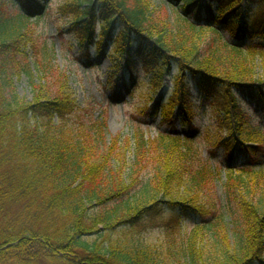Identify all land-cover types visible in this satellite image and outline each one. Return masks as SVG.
Returning a JSON list of instances; mask_svg holds the SVG:
<instances>
[{
  "label": "trees",
  "instance_id": "16d2710c",
  "mask_svg": "<svg viewBox=\"0 0 264 264\" xmlns=\"http://www.w3.org/2000/svg\"><path fill=\"white\" fill-rule=\"evenodd\" d=\"M51 1L14 0L21 13L9 15L0 0V264H264V182L257 177H263L264 140L249 144L248 134L256 130L243 105L248 99L264 113V84L251 82V67L264 63V0H169L179 14L171 40L163 38L165 31H151L144 0H71L59 7L73 21L68 33L82 46L101 50L105 44L126 57L132 81L139 65L154 95L176 69L172 97L160 105L166 131L154 150L144 140L127 143L129 166L117 162L113 145L104 142L103 125H90L92 133L85 135L72 125L79 107L68 91L54 96L47 90L34 104L14 94L13 78L20 73L37 88L20 44L30 19H41ZM155 37L157 47L149 43ZM167 46L178 56L166 57ZM35 60L46 80L48 50ZM189 83L212 104L221 102L222 146L242 163L241 174L230 167L225 184L241 227L234 220L229 226L232 205L218 209L204 197L211 172L191 136L198 128ZM176 110L184 137L173 121ZM117 163L131 182L140 172L143 178L127 185L114 171ZM246 176L259 181L250 185ZM162 198L199 223L181 238L171 232L159 242L147 238L144 227L161 216ZM117 229L122 233L113 239Z\"/></svg>",
  "mask_w": 264,
  "mask_h": 264
},
{
  "label": "rangeland",
  "instance_id": "374dc122",
  "mask_svg": "<svg viewBox=\"0 0 264 264\" xmlns=\"http://www.w3.org/2000/svg\"><path fill=\"white\" fill-rule=\"evenodd\" d=\"M1 1H3L5 11L9 15L11 13H21L18 7L13 5L14 0ZM67 1L71 0H52L41 19H30L31 27L27 30V37L22 40L20 48L21 52L32 63L34 83L37 88L32 83H29L27 74L20 73L13 78L14 94L21 102L34 104L37 97L43 96L47 90H50L49 92L54 94V96H56L55 93L58 89L63 92L64 90L68 91L79 107V111L72 118V125H75V128L84 135L88 133L87 131L91 128L90 125L95 124L96 127H102L103 125L104 142L113 145L111 149L116 152L117 162L120 163L121 160H125V164L129 166L133 163L131 162L133 157L132 151H127L129 148L127 143L133 144L136 141L144 140L154 150L153 145L161 141V133L166 131L167 126L163 121L160 105L163 102H169L168 100L172 97L171 95L174 91L173 78L176 76V69L174 73L172 72L166 78L164 85L166 88L156 95L152 92L149 75L146 76L139 65H135L137 67L134 66L136 81L133 82L129 78L126 68V57L118 56L114 51H111L112 49L107 50L104 48L105 44L102 45L101 50H99V46L90 48L87 45L82 46L74 34L68 33L73 21L71 18H63L59 14V7L63 6ZM144 3L145 5L147 4L146 19L151 25V31L158 35L165 31L162 36L169 40L176 36L179 14L173 11L169 0H144ZM181 6L182 4L180 3L179 7L181 8ZM157 38L155 37L151 40L149 42L150 45L157 47ZM44 48H46V51L48 50L52 59V64L49 67L50 72H48L46 80L38 73L34 62L37 56L41 55ZM166 49L168 51V54H164L166 57H169L168 55L171 57L178 56L170 47ZM87 51L90 52V58L85 56ZM176 62L179 64V59H175L173 64ZM263 70L264 63H261V61H256L255 65L251 67V78L253 79L251 82L258 87L264 84ZM59 84L62 86L59 87ZM191 88L194 122L199 129L198 136H195L193 140L195 142V151L202 154L200 155L202 157V166H208V171L210 170L211 172L205 184L204 197L209 204L215 205L218 209L232 205L236 214H234L233 218H229V226H234L232 224L234 220L241 227V218H237L240 217V214L238 213V208H236L238 206L234 203L235 198L232 203L228 204L225 194V184L226 182L229 183L228 170L231 167L239 170L238 172L240 173L241 169L239 161L236 162V159H231V154H225L223 150L222 145L226 142V136L221 134H225L227 131H224L218 125L219 118L223 116L220 112L221 102L215 100L212 104L211 101H207L205 96L195 89L194 85ZM41 99L46 100V96L45 99ZM243 105L247 110L245 115L250 118L254 125V130H256L255 132H249V144L258 145L259 142L264 140V113L263 111H258L255 103L250 105L247 104V101H244ZM177 112L178 110H176ZM176 113L173 120L177 125L178 134L184 137V127L178 117H176L178 115ZM78 131L75 130L76 133ZM148 159L144 158L142 160L144 168L148 166ZM119 163L113 166L114 171L121 175V180L127 185L130 183L135 184L140 178H143L144 173L140 172V176H135V181L131 182L128 176L126 177L122 174L124 169L120 167ZM259 163L263 166V169L259 171L263 177H259V175L257 177L264 182V155L260 157ZM245 178L246 183L250 185L258 180L255 178L248 179L247 176ZM257 191L258 189H256ZM254 196L260 200L261 191H258ZM179 198H182V196ZM258 199L257 201H259ZM159 201L163 202L161 206L165 209H162L158 214H161L160 217L151 220L144 227L147 230V238L159 242L169 232L175 238H181L187 232L193 230V220L186 217L180 208L164 204L165 198ZM121 233L122 230L117 229V232L112 234L113 239H116ZM232 239L233 235L229 232L228 238L224 239L225 243L227 242V248L232 247ZM261 254L263 253L261 252ZM255 264L261 263L256 262Z\"/></svg>",
  "mask_w": 264,
  "mask_h": 264
}]
</instances>
